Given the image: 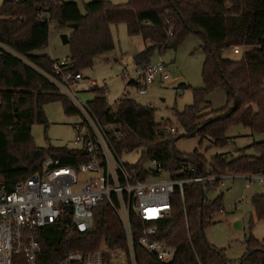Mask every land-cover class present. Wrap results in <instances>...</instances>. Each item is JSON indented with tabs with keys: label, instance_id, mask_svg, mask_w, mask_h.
<instances>
[{
	"label": "trees",
	"instance_id": "trees-1",
	"mask_svg": "<svg viewBox=\"0 0 264 264\" xmlns=\"http://www.w3.org/2000/svg\"><path fill=\"white\" fill-rule=\"evenodd\" d=\"M45 14L49 18H44ZM4 15L1 39L25 59L0 53V184L9 190L38 172L48 155L59 158L63 165L78 166L87 160L79 159L77 151L68 147H39L33 138L35 123L48 125L47 103L60 100L66 113L78 112L70 99L38 71L51 72L59 61L39 53L49 45L52 21L58 28L75 26L68 34L72 73L91 67L96 57L115 48L112 24L125 23L130 35H140L149 43L135 56L138 66L149 64L156 48H175L189 35H200L206 54L204 86L194 89V104L176 112L180 125L187 134L208 137L217 146L226 143V131L232 125L264 134V0H129L126 4L96 0L86 3L84 12L75 1L7 0ZM236 45L246 48L240 58L224 57L221 49ZM132 84L128 82L125 90ZM92 89L97 96L89 105L108 127L115 149L120 154L141 151L140 161L130 168L134 175L144 178L145 165L152 160L171 172L182 161L207 165L198 149L191 154L175 150L179 135L167 133L165 125L155 120L152 107L123 97L117 102V110L111 112L103 96L106 89ZM216 89L226 91V105L204 112L208 95ZM249 148L251 153L244 149L236 157L217 154L211 158V165L222 172H264V141ZM174 150L185 159H178ZM185 194L186 212L181 199L176 198L170 218L160 224V237L178 248L175 259L160 262L137 246L138 264H264V238L249 236L246 252L237 261L229 260L225 249L206 239L205 227L217 211H222L223 195L207 201L206 191L199 184L187 185ZM263 199V195L253 198L259 218L264 215ZM96 216L94 228L83 234L74 231L68 235L61 223L42 228L38 237L42 253L37 264H55L71 249L91 250L102 244L126 247L121 223L107 203L99 206ZM15 264L27 263L16 256Z\"/></svg>",
	"mask_w": 264,
	"mask_h": 264
},
{
	"label": "built area",
	"instance_id": "built-area-1",
	"mask_svg": "<svg viewBox=\"0 0 264 264\" xmlns=\"http://www.w3.org/2000/svg\"><path fill=\"white\" fill-rule=\"evenodd\" d=\"M6 1L0 4V53L7 52L25 61L1 39ZM44 18L49 15L45 14ZM50 26L57 27V23L52 21ZM221 52L238 56L242 54V46L222 48ZM71 65V58H64L53 64L51 72L38 71L80 113L82 120L74 124L77 147L70 149L77 151L79 159L87 160L78 166L63 165L59 158L48 155L38 172L18 182L13 189L0 184V264H15L16 256H22L27 264H37L42 253L38 239L42 228L61 223L68 235L74 231L86 233L94 228L98 208L104 203L117 215L126 247L102 244L91 250L71 249L55 264H138L137 246L158 261L169 263L177 256L178 248L160 237V224L170 218L176 198L181 199L186 212L187 185L199 184L205 191L216 190L243 177L246 188L254 183L264 187V172H222L211 164L200 166L187 161L171 172L163 163L152 160L145 166L144 178L134 175L130 170L134 165L123 161L111 141L108 127L74 91L83 75L70 72ZM123 77L129 79L130 75L124 73ZM158 80H171L162 61L139 66L130 86L144 95ZM90 83L95 84L92 80Z\"/></svg>",
	"mask_w": 264,
	"mask_h": 264
},
{
	"label": "rangeland",
	"instance_id": "rangeland-1",
	"mask_svg": "<svg viewBox=\"0 0 264 264\" xmlns=\"http://www.w3.org/2000/svg\"><path fill=\"white\" fill-rule=\"evenodd\" d=\"M5 0H0L2 4ZM78 3L82 12L85 4L96 0H66ZM113 4H126L129 0H107ZM111 32L115 42V48L95 58L91 67L81 70L83 79L74 87L79 98L84 103L95 99L97 93L92 88H104L107 107L117 110V102L125 96L134 99L143 106H151L154 110L155 120L165 125L168 134L182 136L175 144V150L181 154H191L198 149L211 164V158L217 154H227L230 157L240 155L241 150L251 153L249 148L254 142L264 141V134H253L249 127L232 125L226 131V143L213 145L210 138H203L196 134L183 136L187 133L180 125L176 112L183 111L186 106L195 102L194 89L204 86L202 76L206 54L203 50V39L198 34L189 35L177 47L166 50L156 48L150 57L149 63L154 65L163 62L170 74L169 82L159 80L140 95L127 83L135 77L139 67L135 56L145 50L149 43L140 35L132 36L128 32L125 23L112 24ZM70 28H58L50 26V38L48 47L39 52L49 54L55 60L70 58L71 48L64 44L63 34H69ZM246 48L242 47V51ZM226 53L225 57L240 58ZM128 73L130 78L123 77ZM90 80L95 84H91ZM184 84L185 86L181 85ZM227 94L224 89H216L207 97L209 104H204V112L222 108L227 103ZM48 119V125L35 123L32 134L35 144L49 149L51 147H77L75 143L74 124L82 120L80 113H66L60 100L49 102L44 107ZM123 161L127 165H135L140 161L141 151L124 152ZM149 162L146 163L148 167ZM84 178L81 176V181ZM222 196V211H217L210 218L211 223L205 227V236L212 245L225 249L229 260L237 261L246 252V240L249 236L257 239L264 238V215L259 218L253 205V198L257 195L264 196V187L254 183L246 188V178L237 177L228 182L226 186L216 190H206L207 201H212ZM264 200V199H263ZM112 218V213L109 215ZM112 220V219H111ZM97 222V216H96Z\"/></svg>",
	"mask_w": 264,
	"mask_h": 264
},
{
	"label": "water",
	"instance_id": "water-1",
	"mask_svg": "<svg viewBox=\"0 0 264 264\" xmlns=\"http://www.w3.org/2000/svg\"><path fill=\"white\" fill-rule=\"evenodd\" d=\"M72 27H75V26H71L70 28ZM62 40H63V43L64 44H68L69 43V35L68 34H63L62 35ZM193 134H186V135H183V136H192ZM182 136H178V138L175 139V141L179 138H181ZM174 141V142H175ZM174 149V148H173ZM174 154L175 156L178 158V159H185V158H180V156L177 154V152L174 150ZM70 211H72V207L70 206ZM249 238V237H248Z\"/></svg>",
	"mask_w": 264,
	"mask_h": 264
},
{
	"label": "crops",
	"instance_id": "crops-1",
	"mask_svg": "<svg viewBox=\"0 0 264 264\" xmlns=\"http://www.w3.org/2000/svg\"><path fill=\"white\" fill-rule=\"evenodd\" d=\"M224 57H225V55H224Z\"/></svg>",
	"mask_w": 264,
	"mask_h": 264
}]
</instances>
